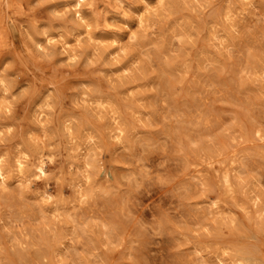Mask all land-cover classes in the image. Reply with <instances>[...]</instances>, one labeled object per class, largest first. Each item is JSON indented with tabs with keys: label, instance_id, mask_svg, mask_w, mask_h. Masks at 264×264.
Returning <instances> with one entry per match:
<instances>
[{
	"label": "clouds",
	"instance_id": "1",
	"mask_svg": "<svg viewBox=\"0 0 264 264\" xmlns=\"http://www.w3.org/2000/svg\"><path fill=\"white\" fill-rule=\"evenodd\" d=\"M0 264H264V0H0Z\"/></svg>",
	"mask_w": 264,
	"mask_h": 264
}]
</instances>
